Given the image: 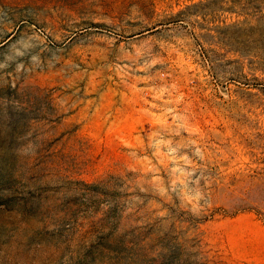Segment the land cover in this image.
Segmentation results:
<instances>
[{
  "label": "rangeland",
  "instance_id": "1",
  "mask_svg": "<svg viewBox=\"0 0 264 264\" xmlns=\"http://www.w3.org/2000/svg\"><path fill=\"white\" fill-rule=\"evenodd\" d=\"M0 264H264V0H0Z\"/></svg>",
  "mask_w": 264,
  "mask_h": 264
}]
</instances>
